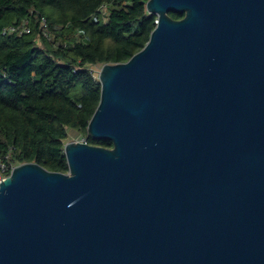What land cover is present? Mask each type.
<instances>
[{"label": "water", "instance_id": "95a60500", "mask_svg": "<svg viewBox=\"0 0 264 264\" xmlns=\"http://www.w3.org/2000/svg\"><path fill=\"white\" fill-rule=\"evenodd\" d=\"M146 9L147 44L99 70L88 132L113 148L13 168L0 264H264V0Z\"/></svg>", "mask_w": 264, "mask_h": 264}, {"label": "trees", "instance_id": "16d2710c", "mask_svg": "<svg viewBox=\"0 0 264 264\" xmlns=\"http://www.w3.org/2000/svg\"><path fill=\"white\" fill-rule=\"evenodd\" d=\"M147 2L0 0V159L68 173L64 147L69 129L89 145L113 148L111 140L88 132L101 98L92 68L126 62L147 44L156 26ZM103 4L105 18L98 13ZM25 21L31 33L20 34ZM10 27L19 31L4 35Z\"/></svg>", "mask_w": 264, "mask_h": 264}, {"label": "built area", "instance_id": "2783aa9c", "mask_svg": "<svg viewBox=\"0 0 264 264\" xmlns=\"http://www.w3.org/2000/svg\"><path fill=\"white\" fill-rule=\"evenodd\" d=\"M98 13L102 18H105L108 14V7L107 4H103L99 9H98ZM99 16L94 15V19L98 20ZM159 22V19L156 17L155 19V24L157 25ZM41 27L44 31V33H46L47 35V22L45 18L41 19ZM15 31H19V28L17 27H10L9 29H4L3 30V34H7L8 32H15ZM20 34L23 33H31V27L29 25L28 21H25L24 24L21 26V30L19 32ZM94 72V71H93ZM82 142H86L84 139L81 140ZM16 165H10L8 162V159H0V184L11 174L13 168Z\"/></svg>", "mask_w": 264, "mask_h": 264}, {"label": "rangeland", "instance_id": "374dc122", "mask_svg": "<svg viewBox=\"0 0 264 264\" xmlns=\"http://www.w3.org/2000/svg\"><path fill=\"white\" fill-rule=\"evenodd\" d=\"M47 10L49 12L53 11V9L51 7H48ZM100 67L101 66H95L92 68V70L94 71V74L96 76V78L98 79L99 78V70H100ZM82 140V137L78 134V133H75L73 132L72 129H69L68 130V138L65 140V143H68V142H78V141H81Z\"/></svg>", "mask_w": 264, "mask_h": 264}, {"label": "crops", "instance_id": "0c3cea01", "mask_svg": "<svg viewBox=\"0 0 264 264\" xmlns=\"http://www.w3.org/2000/svg\"><path fill=\"white\" fill-rule=\"evenodd\" d=\"M73 132L77 133L76 131L73 130Z\"/></svg>", "mask_w": 264, "mask_h": 264}]
</instances>
